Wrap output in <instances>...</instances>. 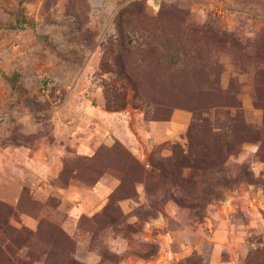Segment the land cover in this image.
Returning a JSON list of instances; mask_svg holds the SVG:
<instances>
[{"label":"rangeland","instance_id":"1","mask_svg":"<svg viewBox=\"0 0 264 264\" xmlns=\"http://www.w3.org/2000/svg\"><path fill=\"white\" fill-rule=\"evenodd\" d=\"M247 189L264 0H0V264H264Z\"/></svg>","mask_w":264,"mask_h":264},{"label":"crops","instance_id":"2","mask_svg":"<svg viewBox=\"0 0 264 264\" xmlns=\"http://www.w3.org/2000/svg\"><path fill=\"white\" fill-rule=\"evenodd\" d=\"M188 119L189 115L187 113L177 112L173 114L171 123L174 128H179L180 126H183L188 121ZM241 200L244 207L249 209V212L252 213H256L252 209H256L259 206L264 207L263 200L260 197H255L253 193H251L248 189L244 193H242ZM248 205L251 208H248ZM205 225L208 226L211 231L217 230L218 227L215 222H212L210 220Z\"/></svg>","mask_w":264,"mask_h":264},{"label":"trees","instance_id":"3","mask_svg":"<svg viewBox=\"0 0 264 264\" xmlns=\"http://www.w3.org/2000/svg\"><path fill=\"white\" fill-rule=\"evenodd\" d=\"M22 21L23 20H20V18H18L17 20H16V25H14V26H10L11 28H20V27H23L22 25H20V23H22ZM9 79V81L10 82H13L14 81V79H15V76H12V77H10V78H8Z\"/></svg>","mask_w":264,"mask_h":264}]
</instances>
